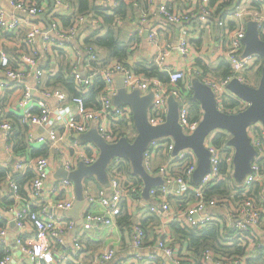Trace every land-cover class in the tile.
<instances>
[{
	"label": "built area",
	"instance_id": "2783aa9c",
	"mask_svg": "<svg viewBox=\"0 0 264 264\" xmlns=\"http://www.w3.org/2000/svg\"><path fill=\"white\" fill-rule=\"evenodd\" d=\"M110 3V10L119 5L121 0H97L105 5ZM255 0H235L233 15L234 27H230L225 19L217 17V6H212L210 0H201L198 13L206 23L216 22L220 28L226 29L227 49L225 60L231 67V73L226 78L204 77L215 92L218 108L229 113L244 110L249 105L245 100L231 93L227 85L238 78L251 85H257L255 78L249 80L245 73H258L263 66V59L258 54L242 56L244 49L243 39L247 31V21L256 20L259 24L261 37L264 38V0L261 8L254 10L252 3ZM14 10L26 13L28 18L23 19L19 14L8 13L0 7V35H20L24 31L21 42V50L15 55L9 54L7 46L0 42V138L6 142V149L15 154L13 171L21 175L31 171V176L26 183L28 197L36 201L37 210H33L31 204L26 208L12 207L7 209L12 215L9 220L0 215V246L4 254L0 264H84L81 255L85 252V245L76 241L74 248H65V231L76 228L73 218L57 215V210L68 212L75 203L74 184L69 179L58 180L53 183L45 195V184L50 176L51 156L56 150L62 157V167L67 172L77 169L80 162L87 165L93 164L98 156L99 149L91 143H81L65 137H75L87 132L94 123L97 124L100 135L109 143H115L122 137L132 141L136 136L133 122V114L128 106H115L111 96L116 92V78L122 75L124 83L129 91L135 88L144 93L155 92L154 106L151 111V122L159 124L165 120L168 106L167 98L172 95L180 104L179 121L187 134L195 131L202 117L193 120L191 117L190 97L193 94L191 82L187 81V74L201 73L197 67L175 68L169 63L171 55L180 54L189 57L193 54L190 42V27L195 20V12L191 9H178L169 5L168 0L158 4L156 13L170 24L179 27L178 40L165 42L161 40L160 30L155 26L144 27L136 25L137 36L142 38L148 32V40L157 51L154 63L160 70L169 74V83L165 84L156 77H147L135 71L134 67L126 62L112 61L104 63V57L95 45L86 42L87 37L99 29L100 18L93 12L79 13L68 0H54V5L61 8L67 7V12L72 13L65 22L61 18L64 15H47L48 23L44 24L38 17L46 13L47 4L33 3L25 0H9ZM134 6L139 8L137 2ZM71 9V10H70ZM142 23L147 19V13L140 10ZM66 17V16H64ZM146 18V19H145ZM98 27V29H97ZM230 27V28H229ZM93 29L88 35L84 33ZM19 33V34H18ZM97 33V32H96ZM66 55L69 61L67 68H61L58 58ZM58 75L71 79L76 94L72 95L62 86L55 84ZM101 77L106 85V90L99 93L97 103L88 105L85 95L92 91L96 85V78ZM183 84V86H181ZM8 93H11L6 99ZM18 94V95H17ZM14 96L16 98H14ZM235 100L236 104L229 109L226 104ZM6 109V111H5ZM40 128L43 132H37ZM25 132V147H18V133ZM219 133L225 136V143H215ZM256 156L252 162L251 172L248 173L240 189L232 190V197L239 196L232 205L228 200H220L210 196L208 190L221 181H231L234 173L235 148L229 145L232 133L227 130L217 129L210 133L205 145L210 151V171L203 177L199 184H191L193 174L198 166V158L192 149L180 151L177 155H171L168 162L158 167V173L163 177L164 184L155 186L150 190V195L159 203L150 204L149 212L155 216H162L170 211L171 203L169 195L174 193L181 196L190 189L195 201L188 204L178 221L185 222L189 228L202 229L216 221L215 215L210 211L219 206L230 204L228 217L229 230L225 231L227 244L249 239L245 254L221 256L216 255L211 249L204 251V259L209 264H248V260L256 258L264 251V209L258 200L252 195L255 185L259 186V194L264 198V127L257 122L248 127ZM62 141L66 143L62 146ZM45 152L35 158L32 157L33 149ZM174 142L170 138L157 139L151 142L145 151V168L153 175V157L160 151L172 153ZM119 162V158L112 161L113 166ZM174 162L182 165L174 168ZM111 163V164H112ZM1 164V159H0ZM110 164V165H111ZM109 165V167H110ZM11 174V172L9 173ZM85 182L88 203L84 208V218L88 223L101 220L107 227H114L116 219L122 213L121 200L125 195H139L141 188L135 185L126 189L120 179V174L110 175V189L93 191ZM180 187L174 191L173 187ZM10 187L15 195L20 194V186L15 178L10 180ZM183 190V192L181 191ZM181 192V193H180ZM66 194L64 200L55 196ZM222 204H219L221 203ZM100 204L105 210V217L98 219L93 214L94 205ZM14 222L17 233L14 243L22 254L20 260L14 259L9 245V225ZM132 245L135 248V257L144 261L145 255L142 248L145 246V231L141 223L133 226ZM157 247L163 251L168 261L159 260L156 264H194L187 260L175 248L171 240L160 238ZM115 247H107L104 252L90 260L87 264H109L116 255ZM264 257V254H263ZM150 261L158 260L156 254H148ZM115 264H120L115 262Z\"/></svg>",
	"mask_w": 264,
	"mask_h": 264
},
{
	"label": "crops",
	"instance_id": "0c3cea01",
	"mask_svg": "<svg viewBox=\"0 0 264 264\" xmlns=\"http://www.w3.org/2000/svg\"><path fill=\"white\" fill-rule=\"evenodd\" d=\"M33 3H42L47 4L46 12H49V15H54L58 13L60 15H64L68 17L71 12H67V7H59L55 6L52 0H25ZM127 3L130 0H126ZM169 5L176 7L178 9H191L195 12V20L192 26L190 27V42L193 47V54L192 56L183 57L180 54L171 55L169 57V63L173 65L175 68H185L189 69L190 67H197V60L201 59L203 65L207 66L211 71L208 73L202 72L201 68L199 75H203L204 77H217L215 71H217L225 60V53L227 49V36L226 32L228 28L223 29L220 28L216 22L213 23H206L205 19L201 17V13H198V8L200 7L201 0H168ZM70 4L77 12V8L75 3L70 1ZM163 2V0H142L141 3H138L139 8L135 7L138 14L133 16L132 13L129 11L127 16L125 17H116L113 20L112 25L119 30L120 37L123 40L129 42V39L132 38L130 41L129 46V56H128V64L135 67L136 65L142 64L144 62H152L154 63L156 50L151 45L148 40V32H146L140 40H134L137 37V33L135 30V26L138 24L143 25L144 27H151L157 26L160 30L161 40L165 42H176L178 40L179 35V27L175 24H170L169 22L165 21L162 17H160L156 13V9L158 4ZM9 0H0V7L1 8H10L13 12L8 11V13H16L19 14L23 19L29 17L26 13L18 12L14 10L8 5ZM104 6L109 7L110 3L108 1L104 2ZM254 10H257L255 7L252 6ZM141 9L147 13V19L142 23L144 17L141 15ZM233 8H225L221 14H217V17H222L225 19L230 25V22L233 20V15L230 14ZM71 10V9H70ZM227 11L225 15H223L224 11ZM111 10L109 9L108 12ZM69 14V15H67ZM48 15V16H49ZM220 15V16H219ZM48 18V17H47ZM38 20L43 22L44 24L48 23L45 21L41 16L38 17ZM99 27V29H98ZM97 27V31L101 33L105 32L106 24L105 22L100 20V24ZM230 28V27H229ZM93 29H88L84 35L90 34ZM96 31V32H97ZM94 32V33H96ZM93 33V34H94ZM19 34V33H18ZM21 35H10L9 33H4L0 35V42L1 44L7 46V50L9 54L15 55L17 51L21 50V42L24 38V31L20 33ZM147 34V35H146ZM88 38V37H87ZM101 52V55L106 58L107 61H115L113 58L109 57V52L106 48H98ZM58 63L61 68H67L69 65V61L66 55L58 58ZM196 74H187V81L192 83V79L194 76H198ZM0 77L3 76L0 73ZM123 78L122 75H118L116 79ZM167 87L168 85L165 84ZM183 86V84L181 85ZM229 90V89H228ZM230 91V90H229ZM151 92V91H150ZM231 92V91H230ZM232 93V92H231ZM147 94V93H144ZM18 95V94H17ZM11 96V93H8L6 99ZM14 98H16L14 96ZM167 105V100L165 101ZM154 106V105H153ZM153 109V107H152ZM151 109V111H152ZM6 111V109H5ZM191 117L196 116V114L203 116V109L199 103V107L196 111H190ZM37 132H43L40 128L35 129ZM74 137H65L66 140H74ZM68 140V141H69ZM66 143L62 141V146L65 147ZM6 142L0 138V159L1 164L0 168L3 169L4 172L3 180L0 182V215L3 216L6 220H9L12 215L8 214L7 209L12 207L23 209L26 208L28 204H31L33 210H37L38 206L35 200H32L28 197V192L26 191V183L28 178L31 176V171H29L25 175H21L20 172L13 171V162L16 161L15 154H12L11 151L6 149ZM172 153L160 151L158 154H155L153 157V165H154V172L152 173L154 176H160L158 173V167L164 165L168 162ZM35 153L32 155L33 158L37 157ZM62 157L53 150L51 156V165H50V176L48 181L45 184V195L48 193V190L52 186L53 183L57 182L52 179V174L58 171L60 167H62ZM174 168H178L180 165L177 162L173 163ZM11 172V174H9ZM139 177V176H138ZM15 178L18 184L21 186V191L18 197H15L13 194L11 187H10V180ZM140 178V177H139ZM138 181V178H135ZM141 179V178H140ZM142 180V179H141ZM142 183V184H141ZM139 182V188H141V193L138 195H125L121 200L122 206V213H121V222L119 224L118 218L116 219V225L114 227H107L103 224L101 220H95L94 222L90 223H78V220L71 217L69 212H65L62 210H57V215L61 217H69L73 218L76 221V228L71 231H65V248L72 249L75 246L76 241L79 239L80 242H83L86 249L85 252L81 255V262L87 264L90 260L94 259L96 256L100 255L102 252L105 251L107 247H115L116 248V255L112 263L119 262L120 264H156L155 262L162 260L168 261V257L165 256L163 251L157 247V242L160 238H166L171 240L175 248L186 258L190 255V250L188 249L187 243L181 244L176 241L177 235L175 234L172 223L178 221L179 218L182 216L183 209L190 203L195 201L194 196L189 194H184L181 196H177L174 193L169 195V201L171 203L170 211L165 212L162 216H155L151 212H149L148 206L150 204L159 203V201L150 195V199L143 197V189H144V182ZM89 186L92 188L93 191H100L104 187L95 179H90ZM180 187L174 186L173 190L176 191ZM183 192V190H181ZM181 193V192H180ZM66 194H61L58 197L55 196V200L58 198L60 200L66 199ZM230 204L219 206L216 210L208 212H212L215 215L216 221L220 223V225L229 230L230 221L228 217V210ZM84 212V211H83ZM93 214L97 216L98 219L105 217V210L100 204L94 205ZM126 220V221H125ZM132 222V226H127V224ZM141 223L145 230H146V240L145 246L142 248V253L145 255L144 261H139L135 257V248L132 245L133 240V225ZM9 245L14 255V259L20 260L22 254L19 253L18 246L13 242L14 238L17 233V228L15 223L11 221L9 227ZM226 241V238H225ZM227 243V241H226ZM148 254H156L158 260L150 261L147 258ZM264 260V257L262 255ZM253 260V259H251ZM255 264H262V263H255Z\"/></svg>",
	"mask_w": 264,
	"mask_h": 264
},
{
	"label": "water",
	"instance_id": "95a60500",
	"mask_svg": "<svg viewBox=\"0 0 264 264\" xmlns=\"http://www.w3.org/2000/svg\"><path fill=\"white\" fill-rule=\"evenodd\" d=\"M53 2V0H52ZM54 4V2H53ZM10 6V4H8ZM12 8V6H10ZM13 12L10 8H5ZM46 12L42 15L47 21ZM48 22V21H47ZM147 35V34H146ZM244 49L242 56L258 54L263 59L261 76L257 85H251L234 78L227 88L237 97L249 103L246 109L236 113H229L218 108L214 90L200 77L192 79L193 99L198 101L203 109V116L191 134L184 132L179 121L180 104L170 95L167 98V114L165 120L159 124L151 122V109L154 105L155 92L147 94L135 88L129 91L124 78L116 79V92L111 96L115 106H128L133 114L136 130L135 138L130 141L122 137L115 143L107 142L99 133L97 124L85 133L78 134L76 139L81 143H91L99 149L97 160L87 165L80 162L77 169L67 172L63 167L52 174L54 181L69 178L74 184L75 203L69 215L78 223H88L84 218V208L88 203L85 182L94 178L105 189H110L109 165L113 160L122 158L131 163L133 173L144 182L143 197L150 199V190L164 184L162 176L151 175L145 168V151L151 142L157 139L170 138L174 142L173 155L185 149H192L198 158V166L193 174V183L199 184L210 171V151L205 145L207 136L217 129L232 133L229 145L235 148L233 177L237 184H242L246 175L251 172L252 162L256 151L251 144L248 127L260 122L264 127V38L261 37L259 24L256 20L247 21V31L243 39Z\"/></svg>",
	"mask_w": 264,
	"mask_h": 264
},
{
	"label": "trees",
	"instance_id": "16d2710c",
	"mask_svg": "<svg viewBox=\"0 0 264 264\" xmlns=\"http://www.w3.org/2000/svg\"><path fill=\"white\" fill-rule=\"evenodd\" d=\"M69 1V0H68ZM73 3H75V6L77 8V14L79 13H89L93 12L97 17L102 19L103 22L106 24V30L105 32L101 33L100 31H97V33L91 34L87 39L86 42L95 45L98 48H106L109 52V57L113 58L115 61L118 62H126L128 61L129 56V44L132 38L129 39V42L126 40H123L120 37L119 30L115 28L112 23L113 20L116 17H125L127 16L128 12L130 11L133 16L137 15L138 12L134 6V2L141 3L142 0H130L129 3H127L126 0H121L119 5L112 9L110 12V7L104 6L97 2V0H70ZM234 1L235 0H210V4L212 6H217V14H221L222 11L225 8H233L232 11H234ZM262 1L261 0H255L252 3V6L256 9L261 8ZM231 11V12H232ZM137 13V14H136ZM227 11L225 10L223 15H225ZM220 16V15H219ZM63 21H67L68 18L64 17L61 18ZM234 22H230V27H234ZM138 36L135 37L134 40H140ZM111 61V60H110ZM110 61H107L106 58H104V63H109ZM197 65L199 68H201L203 74L208 73L211 71L207 66L203 65L201 59L197 60ZM135 71H137L140 74H143L147 77H156L160 81H162L164 84L169 83V74L167 72H164L159 69V67L152 62H144L142 64L136 65L134 67ZM231 73V67L227 62H223L220 68L215 71V74H217V78H226ZM202 74V73H201ZM199 75L201 79H203V75ZM261 76V71L259 72L258 81ZM55 84L58 86L64 87L70 94L74 95L77 92L75 91L73 81L71 79H66L62 75H58L55 79ZM106 90V85L104 80L101 77L96 78V85L92 91L87 93L85 95L86 102L88 105H95L97 103V96L99 93H102ZM190 103H191V110L196 111L199 107V102L193 99V94L190 97ZM236 104L235 100H230L226 106L229 109H232ZM201 115L196 114V116L193 117V120H199ZM18 147L24 148L25 147V132L20 130L18 133ZM217 145H223L225 143V136L222 133H219L217 136V139L215 141ZM20 144V145H19ZM45 151L39 150V149H33L32 155L35 153L36 155H41ZM3 169L0 168V182L3 180L4 172H2ZM108 172L110 175L113 174H120V179L123 182V185L126 189H130L131 187L138 185L139 182L141 183L142 180L133 173V169L131 166V163L127 159L119 158V162L113 166V163L108 168ZM138 178V181L135 179ZM90 179L94 178H88L86 179V183H89ZM142 184V183H141ZM191 184L194 185L193 181ZM20 186V185H19ZM99 186H101L99 184ZM21 187V186H20ZM238 188L240 189L239 184L235 182V179L232 178L231 181H221L216 186L210 188L208 190V193L210 196L217 197L220 200H228V203L231 205L235 203L240 197L237 195L235 197H232V190ZM21 189V188H20ZM185 194L192 195L193 193L190 189L185 191ZM253 196H255L258 200L259 205L264 209V198H262L259 194V186L255 185L253 188ZM219 204H222L219 203ZM122 216V215H121ZM121 216L118 217L119 224L122 223ZM264 218V213H263ZM126 221V220H125ZM130 221V220H129ZM131 221L127 224V226H132ZM2 223L0 222V226ZM134 226V225H133ZM142 228L145 231V240H146V230L144 226L141 224ZM172 228L177 235L176 241L185 244L187 243L188 249L190 250V255L187 257V260H189L191 263L194 264H209L204 259V251L207 249H211L216 255L221 256H231V255H237L242 257L245 254L246 246L249 241L243 240L240 243H237L232 241L229 245L225 241V231L219 222L215 221L211 225L205 226L202 229H196V228H189L188 225L185 222L181 221H175L172 223ZM4 254L3 247L0 246V259ZM264 254V251L261 252V255L253 258V260H248V264H255V263H262L264 264V260L262 258V255Z\"/></svg>",
	"mask_w": 264,
	"mask_h": 264
},
{
	"label": "rangeland",
	"instance_id": "374dc122",
	"mask_svg": "<svg viewBox=\"0 0 264 264\" xmlns=\"http://www.w3.org/2000/svg\"><path fill=\"white\" fill-rule=\"evenodd\" d=\"M58 10H60V8H58ZM55 14H58V13H55ZM21 35V34H20ZM245 77L249 80H253V78L256 79L257 81V77H258V73H252V72H247L245 73ZM259 82V81H258ZM182 165H180L179 167H181Z\"/></svg>",
	"mask_w": 264,
	"mask_h": 264
}]
</instances>
